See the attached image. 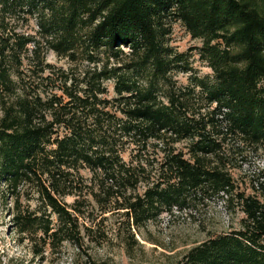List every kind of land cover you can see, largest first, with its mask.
Wrapping results in <instances>:
<instances>
[{"label":"trees","instance_id":"1","mask_svg":"<svg viewBox=\"0 0 264 264\" xmlns=\"http://www.w3.org/2000/svg\"><path fill=\"white\" fill-rule=\"evenodd\" d=\"M176 23L211 73L170 43ZM260 152L264 0H0L1 195L34 257L73 243L106 264L89 251L115 239L133 257L164 212L226 197L238 228L176 264H264V194L232 174Z\"/></svg>","mask_w":264,"mask_h":264},{"label":"rangeland","instance_id":"2","mask_svg":"<svg viewBox=\"0 0 264 264\" xmlns=\"http://www.w3.org/2000/svg\"><path fill=\"white\" fill-rule=\"evenodd\" d=\"M30 33L37 30L36 19H32L25 29ZM170 43L180 52H189L192 66L200 76L211 73V69L200 59L195 47L201 46V40L195 39L180 24L174 25L170 36ZM48 61L59 66H67L66 59L59 58L53 52L47 54ZM189 73L179 72L176 78L185 84ZM110 96L114 95L113 84L108 83ZM129 159V152L124 153ZM264 153L250 154L242 167L232 170V174L241 190L246 193L258 192L264 194L260 183L264 182ZM0 185V264H90L88 256L80 251L75 244L67 243L59 254H47V258L40 260L34 257L25 242L20 244L16 234L12 231L10 215L4 207L2 188ZM68 197V202H73ZM241 210L230 207L227 198L214 197L196 205L184 208L174 207L172 212H164L157 221L148 223L146 230L137 234L143 247L135 251L133 257L129 256L124 247L113 240L105 242L102 246H93L89 251L94 259L106 264H141L143 262L176 264L179 259L191 249L207 242L211 237L224 234L238 228L243 217Z\"/></svg>","mask_w":264,"mask_h":264}]
</instances>
